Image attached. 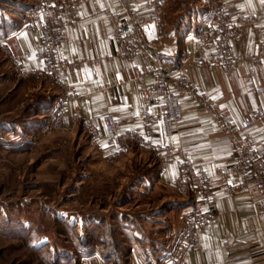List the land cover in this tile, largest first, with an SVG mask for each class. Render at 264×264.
I'll list each match as a JSON object with an SVG mask.
<instances>
[{"label":"crops","instance_id":"1","mask_svg":"<svg viewBox=\"0 0 264 264\" xmlns=\"http://www.w3.org/2000/svg\"><path fill=\"white\" fill-rule=\"evenodd\" d=\"M146 0H133L135 9L145 14L143 3ZM168 3V0H167ZM109 6L118 14L122 7L114 0H91L80 6L78 20L70 26L68 39L59 43V53L69 61L80 64L68 70H61L56 79L63 88V93L53 100L62 112L63 130L86 126L91 136L93 130L104 135V115L111 112L121 127L143 124L146 113L158 115L162 107V96L158 93L146 99L141 83L134 78V66L142 62L139 53L133 58L113 54L118 42L106 19L101 15L102 7ZM38 6L28 7L24 15L12 17L0 27V49L16 61L24 71L31 72L41 67L43 61L36 56V48L41 41L42 14ZM232 8L238 13L237 23H242L244 16L264 13L261 0H217L215 7H206L193 21L189 18L182 31H169L159 21H152L144 26L143 38L159 61L165 63L168 71L183 68L188 78V85L198 95H187L181 98L182 119L171 136L163 139L173 149L160 159L163 153L153 155L158 160L160 170L157 184L161 187H173L178 174L180 156L177 150L184 151L192 160L194 167L216 178L218 170L224 168L227 182L234 185L232 193L227 192L226 185L215 179L211 183L209 195L215 198L212 209L215 218L205 223L199 231L197 246H190L186 252L187 264H264V212L260 209L262 196L249 181L247 186H235L238 176L227 173L231 167V148L227 136L211 120L210 111L198 101V96L206 93L211 103L215 104L234 124L239 125L243 116L251 113L259 104L264 103V59L255 66V79L262 88L257 95L247 90L243 74L247 68L242 64L232 72L213 64L215 50L211 47H198L197 40L205 23L212 20L222 8ZM37 12V13H36ZM163 16V15H162ZM199 17V18H198ZM264 32V16L257 23ZM165 30V32H164ZM238 53H256L254 31L243 27L240 38L232 42ZM201 60V62H197ZM114 79L120 85L100 90ZM154 83L152 73L145 76L144 84ZM73 86L74 88H69ZM79 110L78 119H74L75 110ZM58 110V111H59ZM260 145L264 134V120L250 129ZM103 142L101 145L103 146ZM105 146V144H104ZM128 150L126 144L120 151L108 153L119 154ZM240 177V176H239ZM179 201L186 203L180 208L182 219L190 215V194L176 189ZM184 225V224H183ZM179 229L172 225L167 243L169 251L179 243L183 226ZM225 242L227 246H225ZM165 259L161 264H166ZM102 253L94 251L81 257L78 264H111ZM125 264H147L139 251L131 249Z\"/></svg>","mask_w":264,"mask_h":264},{"label":"rangeland","instance_id":"2","mask_svg":"<svg viewBox=\"0 0 264 264\" xmlns=\"http://www.w3.org/2000/svg\"><path fill=\"white\" fill-rule=\"evenodd\" d=\"M216 2L168 0L162 23L182 31ZM33 4L0 0V27ZM62 93L56 75L23 71L0 49V264H78L94 251L125 264L133 248L161 264L187 202L157 184L158 160L141 145L115 155L82 124L48 131Z\"/></svg>","mask_w":264,"mask_h":264},{"label":"built area","instance_id":"3","mask_svg":"<svg viewBox=\"0 0 264 264\" xmlns=\"http://www.w3.org/2000/svg\"><path fill=\"white\" fill-rule=\"evenodd\" d=\"M38 6L37 12L42 14L41 41L36 48V56L43 61L41 67L30 73L46 72L58 75L61 70H68L80 64L79 61H69L59 53V43L68 39V30L78 20L80 6L91 0H33ZM123 9L118 14L111 7H102L100 13L108 22L117 42L118 48L113 54H106L104 58L111 59L114 55L133 58L139 53L142 62L134 66V78L141 83L143 95L146 99L153 98L155 93L162 96L163 102L158 115L146 113L140 127H121L111 112L104 115L105 132L101 135L93 130L92 137L97 143L103 141L110 151H120L127 142H133L154 152L163 153L160 159L173 147L165 142L182 119L181 98L187 95H198L194 88L188 85V78L183 68L168 71L165 63L159 61L150 50V46L143 38L144 26L152 21H159L165 10L167 0H146L143 3L145 14H140L134 7L133 0H114ZM36 12V13H37ZM264 16L263 11L244 16L242 23H237L238 13L232 8H222L220 12L201 31L197 40L198 47H211L215 50L213 64L232 72L242 64L247 68L243 80L248 91L257 95L262 88L255 79V66L264 59V32L257 26ZM243 27H250L254 31L259 51L256 53H238L232 42L240 38ZM59 38V43L55 39ZM201 62V60H197ZM152 73L154 83L151 86L144 84L145 76ZM119 79L100 87L106 90L109 87L120 85ZM69 88H74L69 86ZM198 101L210 111L212 123L218 127L228 139L231 148L230 171L237 182L235 186L246 187L250 181L262 196L260 209L264 212V134L260 145L252 135L250 129L264 120V103L249 114L242 117L239 125L234 124L215 104L211 103L206 93L198 96ZM79 110L74 112V119H78ZM63 128L62 112L58 111L53 120L47 125L48 131ZM178 174L174 181L176 189L190 194V215L187 217L179 243L173 246L167 254L166 264H187L186 252L190 246H197L201 227L214 220L212 209L215 198L210 196L211 183L217 179L226 185V191L232 193L234 185L224 177L226 170L220 168L214 178L204 171L197 170L192 160L182 151L177 150ZM240 176V177H239ZM225 246L227 243L225 242Z\"/></svg>","mask_w":264,"mask_h":264},{"label":"snow or ice","instance_id":"4","mask_svg":"<svg viewBox=\"0 0 264 264\" xmlns=\"http://www.w3.org/2000/svg\"><path fill=\"white\" fill-rule=\"evenodd\" d=\"M262 3H264V0H261Z\"/></svg>","mask_w":264,"mask_h":264}]
</instances>
